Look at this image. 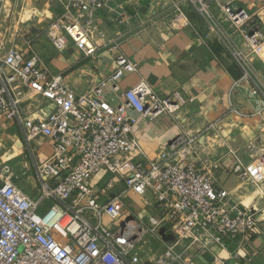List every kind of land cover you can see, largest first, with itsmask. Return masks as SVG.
I'll return each mask as SVG.
<instances>
[{
  "label": "built area",
  "instance_id": "1",
  "mask_svg": "<svg viewBox=\"0 0 264 264\" xmlns=\"http://www.w3.org/2000/svg\"><path fill=\"white\" fill-rule=\"evenodd\" d=\"M121 1L60 0L62 12L50 37L61 51L73 45L85 56L96 54V20ZM186 1L238 64L240 81L264 102V81L250 57L264 46V13L224 3L216 15L213 0ZM171 5L174 23L182 22L186 13L178 3ZM6 7L7 0H0V124L21 127L39 186L36 194L25 191L14 165L0 162V264H193L195 246L227 249L228 240H239L242 247L260 232L264 208L231 202V193L217 185L222 162L198 136L183 129L155 156L137 137L140 118H176L193 98L179 91L162 97L145 78L122 89L126 74L139 67L116 43L110 48L114 70L76 91L33 49L5 38ZM43 141L51 143L50 153ZM261 146L264 141L251 143L250 161L230 167L241 180L264 183ZM23 168L29 170L25 161Z\"/></svg>",
  "mask_w": 264,
  "mask_h": 264
},
{
  "label": "crops",
  "instance_id": "2",
  "mask_svg": "<svg viewBox=\"0 0 264 264\" xmlns=\"http://www.w3.org/2000/svg\"><path fill=\"white\" fill-rule=\"evenodd\" d=\"M172 1L186 13L177 24L172 19ZM172 1L135 0L129 4L122 0L100 13L96 20L97 30L93 32V40L98 45L96 54L85 56L70 45L62 54L67 59L60 73L73 89L83 91L114 70V53L110 48L114 43L118 44L139 67V71L126 74L120 83L122 89L145 78L162 97L179 91L193 98L176 118L164 114L154 120L140 118L137 121L135 133L144 149L155 156L159 148L181 130L189 131L199 137V144L206 146L213 157L221 160L217 185L227 189L232 199L241 195L244 200L248 194L245 182L230 167L237 160L248 163L247 147L256 140L263 143L264 110L261 109L264 102L260 96L251 95L250 84L240 81L242 70L219 38L208 34L192 6L186 0ZM263 1L213 0L212 8L219 15L220 5L230 3L262 14L264 11L259 12V9ZM225 26L236 43L243 46L238 32L228 23ZM250 57L264 81V46ZM42 149L50 153L51 143L43 141ZM1 161L13 164L17 184L36 194L39 182L33 154L21 127L15 122L0 124ZM24 161L29 165L26 173ZM259 222L260 232L242 247L239 240H228L227 249L217 246L209 251L195 246L191 251L193 264H221L220 260L227 264H264V209L259 211ZM236 252L238 256L233 257Z\"/></svg>",
  "mask_w": 264,
  "mask_h": 264
},
{
  "label": "rangeland",
  "instance_id": "3",
  "mask_svg": "<svg viewBox=\"0 0 264 264\" xmlns=\"http://www.w3.org/2000/svg\"><path fill=\"white\" fill-rule=\"evenodd\" d=\"M61 12L60 0H7L1 31L9 42L25 50L33 49L47 68L60 73L66 64L67 58L62 55L66 50H60L50 37V32ZM244 182L248 193L246 199H241L240 195L231 202L245 208H264V183Z\"/></svg>",
  "mask_w": 264,
  "mask_h": 264
}]
</instances>
